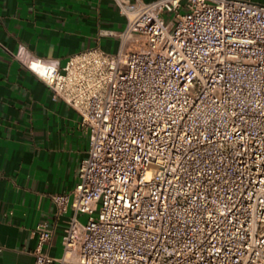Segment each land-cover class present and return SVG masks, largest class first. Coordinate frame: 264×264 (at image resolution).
I'll use <instances>...</instances> for the list:
<instances>
[{
	"label": "built area",
	"instance_id": "2783aa9c",
	"mask_svg": "<svg viewBox=\"0 0 264 264\" xmlns=\"http://www.w3.org/2000/svg\"><path fill=\"white\" fill-rule=\"evenodd\" d=\"M110 1L114 52L14 55L87 134L74 187L49 195L71 210L61 254L39 221L34 263L264 264V4Z\"/></svg>",
	"mask_w": 264,
	"mask_h": 264
},
{
	"label": "crops",
	"instance_id": "0c3cea01",
	"mask_svg": "<svg viewBox=\"0 0 264 264\" xmlns=\"http://www.w3.org/2000/svg\"><path fill=\"white\" fill-rule=\"evenodd\" d=\"M123 26L110 0H0V264H35L31 231L39 221L53 228L43 250L59 257L71 210L56 216L49 195L72 190L87 151L78 114L53 99L15 53L62 66L92 47L114 52L117 40L99 30Z\"/></svg>",
	"mask_w": 264,
	"mask_h": 264
},
{
	"label": "rangeland",
	"instance_id": "374dc122",
	"mask_svg": "<svg viewBox=\"0 0 264 264\" xmlns=\"http://www.w3.org/2000/svg\"><path fill=\"white\" fill-rule=\"evenodd\" d=\"M96 214L94 213L93 214V217L95 216ZM78 219L81 221V222H84L85 221V216L83 215H79ZM61 252V251H60ZM61 254V253H60ZM60 256V255H59Z\"/></svg>",
	"mask_w": 264,
	"mask_h": 264
},
{
	"label": "bare ground",
	"instance_id": "6f19581e",
	"mask_svg": "<svg viewBox=\"0 0 264 264\" xmlns=\"http://www.w3.org/2000/svg\"><path fill=\"white\" fill-rule=\"evenodd\" d=\"M32 67H35V68H36V66H35V65H32Z\"/></svg>",
	"mask_w": 264,
	"mask_h": 264
}]
</instances>
